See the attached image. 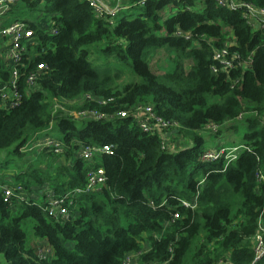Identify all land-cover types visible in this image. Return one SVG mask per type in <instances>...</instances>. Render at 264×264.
I'll return each instance as SVG.
<instances>
[{"label":"trees","instance_id":"obj_1","mask_svg":"<svg viewBox=\"0 0 264 264\" xmlns=\"http://www.w3.org/2000/svg\"><path fill=\"white\" fill-rule=\"evenodd\" d=\"M137 1L128 0L114 24L98 18L85 0H23L9 12L17 19L24 18L14 15L19 8H40L49 16L39 22L50 19L57 29L53 35L37 32L41 45H49L27 69L47 64L38 89H28L22 75L19 105L0 112V171L11 169L26 193L16 210L0 194V253L9 264H121L129 253H139L138 264H220L228 253L231 264H264V256L254 261L250 240L264 212V182L257 181L260 173L264 178V31L252 28L241 8H222L214 0ZM240 1L264 7V0ZM30 22L37 30L39 22ZM229 42L238 67L213 74V50ZM159 50L173 61L162 74L150 66ZM130 71L134 78L118 86ZM10 75L0 59V76ZM85 94L106 103L84 100L77 111L117 113L151 104L156 114L178 123L175 130L187 142L163 148L159 135L142 132L130 117L105 121L53 113V102ZM239 115L241 125L232 129L242 130L246 148L226 166L223 159L199 160L205 141L196 131ZM52 123L64 154L43 150L31 160L21 148ZM106 144L112 155L94 163L77 159L83 145ZM60 157L66 162L58 164ZM99 166L106 184L79 195L69 221L50 219L44 203L29 198L33 187H48L54 195L81 187L86 173ZM194 197V209L180 202ZM174 212L179 219L171 221ZM27 229L52 247L51 259H40L28 246ZM144 240L147 251H141Z\"/></svg>","mask_w":264,"mask_h":264},{"label":"built area","instance_id":"obj_2","mask_svg":"<svg viewBox=\"0 0 264 264\" xmlns=\"http://www.w3.org/2000/svg\"><path fill=\"white\" fill-rule=\"evenodd\" d=\"M23 0H0V22H3L5 17L8 21L0 25V37L3 40L4 55L2 62L4 67L7 68L11 75L9 78L4 79L0 76V112L10 111L19 105L21 101V94L18 89V81L22 75L25 74V85L28 89H34V85L40 76L44 75L48 70V66L45 63H37L30 71H27L34 58L40 56L45 52V48L49 47L48 44L41 45L39 34H56L57 29L54 22L39 23L37 30L30 26V21L27 18H8L10 16V10L16 6L22 4ZM93 8L95 15L98 18L108 20L109 23L114 24L116 15L121 10H125L129 5L127 3H120L116 6L106 5L102 0H85ZM148 0H138V5H143ZM217 6L226 8L229 10L239 9L243 10V17L247 23L254 29H260L264 31V7L257 6L253 3H248L240 0H214ZM33 21V20H32ZM43 20H41L42 22ZM212 41V40H210ZM231 42L226 43L224 47L214 48L212 54L211 72L217 74L223 72L226 75L232 69H236L238 65L236 60L238 55L235 52H231L229 46ZM42 51H41V49ZM239 66L245 67L246 62L239 63ZM237 80L233 81L234 85ZM27 92V91H26ZM80 100V105L85 101H96L101 104H105L106 100L94 97L90 94H85ZM73 101V100H71ZM53 113L58 110L64 111V107L58 101L52 104ZM76 118H87L95 120H112L115 117H130L133 123L137 125L142 132L147 134H157L161 137V144L163 148L171 150L173 147L168 146L163 132H172L178 127V123L172 119H165L162 116L156 114L154 107L151 104H136L128 110H121L117 113H104L98 110L83 109L73 114ZM242 115L238 116L241 119ZM262 119V118H261ZM264 126V119L262 120ZM204 127L209 129L213 134H216L220 125L213 122L207 123ZM51 125L49 128L44 129L35 134L22 148L23 152H30L31 150L43 151L48 150L55 154H64V144L57 138L50 134ZM38 134H42V138H38ZM246 148L242 144L227 145L221 144L216 148L202 149L199 153V160L203 162H209L217 159L224 160V166L230 161L237 158L239 151ZM112 155L113 146L106 144L101 146L96 145H83L77 151V159H81L86 162H96L102 155ZM106 174L103 167L99 166L89 170L85 175V183L81 187H74L56 195H52L51 198L44 203L43 210L47 212L50 219L62 224L75 217L77 207V197L84 193H91L97 191L99 188L106 184ZM257 181H263L262 174L257 175ZM24 189L19 183H14L13 173L8 169L0 171V194L4 202L10 206L13 205L15 200L20 199V195H23ZM181 204L184 207L196 208L195 197L189 201L187 199H181ZM165 203V201H164ZM150 205L153 202L150 201ZM179 219L178 212H174L172 220ZM252 247L255 253L254 261H258L264 256V212L260 214L258 227L252 240ZM37 256L40 259L49 260L53 257V251L48 248H39L36 250ZM138 255V253H137ZM134 253L126 254L122 258L121 264H131L134 261ZM136 256V253H135ZM150 264H170L169 260L162 262H151Z\"/></svg>","mask_w":264,"mask_h":264},{"label":"rangeland","instance_id":"obj_3","mask_svg":"<svg viewBox=\"0 0 264 264\" xmlns=\"http://www.w3.org/2000/svg\"><path fill=\"white\" fill-rule=\"evenodd\" d=\"M167 14H168V12L165 13V15H167ZM14 15L17 17H24V18H27L29 20H36L37 22H39V20H43L44 18L49 16L47 13H44L40 8H35L32 10L27 9V8L26 9L19 8L18 10H16L14 12ZM46 22L49 23L50 21H48V19H47ZM150 66L155 73L162 74V73H165V72L171 70V68L173 66V61L168 57L167 53L164 50H159L156 52L155 56L152 58V60L150 62ZM133 76H134V74L131 71L128 72V76H126V77L124 76L123 78L118 80V86H122L124 83L131 80V78H134ZM37 85L38 84H35L34 86L36 87ZM35 87H34V90H35ZM61 104L65 109L64 111L60 112L61 114L73 115L74 113L77 112L76 108H77V106L80 105V100L76 99L73 101H63ZM241 120H242V118L239 120L228 121V122L224 123L223 125H220L216 134H213L209 129H207L204 126L202 128H200L199 130H197L196 133L201 135L203 140L205 141L202 149L208 148L207 146L214 148L213 146L216 147V146H219L221 144L231 145V144H236V142H238V141H241V132L236 133L232 129L233 126H236V125L240 126L241 122H242ZM51 126H53V124ZM50 134H52L54 137L59 136V134L55 130L54 131L52 130L50 132ZM163 135H164L166 141L168 142V146H170V147H173L175 144H178V143L179 144H185L187 142V138L183 134L179 133L176 130H173L172 132L164 131ZM37 137L42 138L43 135L38 134ZM180 141H182V142H180ZM4 157H5L4 154L0 155V162L4 160ZM28 157L29 156H25L24 160H26ZM30 159L31 158H28L27 160H30ZM64 162H66V161L64 160L63 157L58 158V161H57L58 164H62ZM39 190H43V189H40L38 187H33L31 193H28V194H30L29 198L32 197L35 200H37L38 196H39V193H38ZM22 194H26V193L23 192ZM13 210H16V206H13ZM29 229H27V234H28L27 244H28V246L32 245L33 248H36V250H38L39 248H37V247L42 245L41 243H38L41 240L36 239V240H38V241H36L34 238V240H32L31 243L29 244L28 241L30 239V234H31ZM31 236H32V234H31ZM40 248H43V247H40ZM0 264H9L5 260V258L3 257L2 253H0Z\"/></svg>","mask_w":264,"mask_h":264},{"label":"crops","instance_id":"obj_4","mask_svg":"<svg viewBox=\"0 0 264 264\" xmlns=\"http://www.w3.org/2000/svg\"><path fill=\"white\" fill-rule=\"evenodd\" d=\"M128 0H102V2L104 3V4H106V5H111V6H116V5H118V4H120V3H122V2H124V3H129V2H127ZM6 19H4L3 20V22H0V25H3V24H5L7 21H8V19H7V17H5ZM3 40H2V38L0 37V59L2 60V57H3V55H4V49H3ZM35 89H38V86H36L35 87ZM264 119V113H263V115H262V120ZM53 124V123H52ZM52 127V126H51ZM51 131H52V128H51ZM53 131H54V129H53ZM242 130H240V129H238L237 131H236V133H238V132H241ZM237 144H241V142L240 141H238V142H236V144H231V145H237ZM182 145H179V146H177V147H175V148H178V147H181ZM208 148H211V147H209V146H207ZM214 148H216V147H218V146H213ZM31 153H32V155L30 156L32 159L31 160H36L37 158H38V156L41 154L40 152L41 151H36L35 152V150H31L30 151ZM8 170H10L11 171V169H8ZM40 189H43V190H39V196H38V199L42 202V203H45L46 201H48L50 198H51V196L53 195V193H52V190H50L48 187H42V188H40ZM41 191V192H40ZM18 200H15V202L13 203V205L12 206H18L19 205V203L17 202ZM145 237H147V235H145ZM32 240H34V237L33 236H31V234H30V239H29V241H28V243L30 244L31 243V241ZM36 240V239H35ZM251 240V242H252V239H250ZM36 241H38V240H36ZM38 243H41L42 245H40V246H38L37 248H40V247H43V248H48V249H51L52 251H53V249H52V247L50 246V245H48L45 241H39ZM31 247H32V245H30ZM69 247L70 248H72V243H70L69 244ZM149 248H150V243H149V241L148 240H144L142 243H141V251H147V250H149ZM35 250H36V248H35ZM139 254V253H138ZM133 258H134V261H132L131 262V264H138V255H137V253H136V256H135V253H134V256H133ZM220 264H231V262H230V260H229V253L227 254V256H226V259L224 260V261H222Z\"/></svg>","mask_w":264,"mask_h":264}]
</instances>
